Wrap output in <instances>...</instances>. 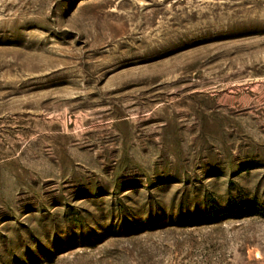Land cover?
Returning <instances> with one entry per match:
<instances>
[{
    "label": "rangeland",
    "instance_id": "374dc122",
    "mask_svg": "<svg viewBox=\"0 0 264 264\" xmlns=\"http://www.w3.org/2000/svg\"><path fill=\"white\" fill-rule=\"evenodd\" d=\"M0 264H264V0H0Z\"/></svg>",
    "mask_w": 264,
    "mask_h": 264
}]
</instances>
